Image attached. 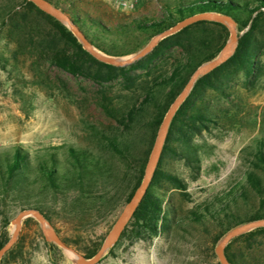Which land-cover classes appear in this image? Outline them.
<instances>
[{
	"label": "trees",
	"instance_id": "1",
	"mask_svg": "<svg viewBox=\"0 0 264 264\" xmlns=\"http://www.w3.org/2000/svg\"><path fill=\"white\" fill-rule=\"evenodd\" d=\"M47 1L67 13L93 47L113 57L136 53L158 33L197 14L230 17L238 35L250 24L239 37L233 54L198 78L176 111L149 186L120 237L104 256L114 257L117 249L126 251L139 242L151 244L157 237L169 238L173 209L167 205V193L175 190L186 201L190 196L187 181L168 167L178 163L196 180L202 157L214 150L206 136H216L214 132L240 124L243 107L238 103L237 90L254 91L264 78V0H159L163 11L160 19L136 20L115 29L89 14L62 8L57 0ZM228 37L224 24L198 21L160 40L136 62L116 67L92 57L65 25L32 2L0 0L3 71L18 72L27 64L34 83L46 87L43 68L54 67L96 83L118 81L124 93L123 100L103 95L100 106L117 127L109 134L93 131L97 151L68 145L62 147L60 158L55 148L32 155L16 145L0 152V248L8 241L6 229L15 210L36 209L57 234L55 217L78 233H86L127 204L142 181L169 106L196 68L219 54ZM262 133L243 149L245 170L241 180L212 201L189 211L194 223L212 226L210 233L203 227L210 234L209 247L200 255L205 257L191 264H220L214 248L221 238L237 226L264 220ZM29 221L33 219L24 220ZM60 238L72 246L70 240ZM77 238L74 249L86 259L95 255L104 240L103 236L97 240ZM263 240L264 227L256 228L233 238L224 254L230 264H264ZM43 243L49 261L56 264L61 249L44 239ZM19 256L21 245L17 240L0 264Z\"/></svg>",
	"mask_w": 264,
	"mask_h": 264
},
{
	"label": "rangeland",
	"instance_id": "2",
	"mask_svg": "<svg viewBox=\"0 0 264 264\" xmlns=\"http://www.w3.org/2000/svg\"><path fill=\"white\" fill-rule=\"evenodd\" d=\"M57 1L62 8L99 18L114 29L136 20H158L163 16L159 0H141L133 11L116 8L113 0ZM161 1L172 3L174 0ZM43 78L47 86L36 85L27 64L21 66L18 72L7 73L0 68V152L16 145L32 155L55 148L60 158L63 157L62 147L68 145L97 151L98 142L93 131L109 134L117 127L104 114L100 104L105 94L123 100L124 93L119 82L96 83L84 77H73L54 67L43 68ZM237 94L240 97L238 103L243 107V120L232 129L214 132L216 136H206L214 150L211 155L202 157L197 179L192 180L188 170L178 163L168 167L187 181L186 192L190 196V200L186 201L175 190L167 193V205L173 209L169 238L157 237L151 244L137 243L126 251L117 249L116 256L104 254L96 264H191L205 257L200 255L209 247L207 239L212 226L194 223L189 211L212 201L241 180L245 170L243 149L251 146L255 137L262 132L264 134V78L256 90L247 92L240 89ZM125 205L86 233H78L58 217L54 218V228L60 237L70 240L72 248L77 237L105 238ZM20 210L13 211L12 219ZM12 228L10 221L6 229L8 237ZM40 233L36 220H23L17 239L21 245V256L15 260L7 259L2 264H53L49 261L44 237L42 239ZM56 260V264H75L62 250L56 255Z\"/></svg>",
	"mask_w": 264,
	"mask_h": 264
},
{
	"label": "water",
	"instance_id": "3",
	"mask_svg": "<svg viewBox=\"0 0 264 264\" xmlns=\"http://www.w3.org/2000/svg\"><path fill=\"white\" fill-rule=\"evenodd\" d=\"M28 1L32 2L43 12L52 16L60 23L65 25L69 29V31L73 34V36L78 40V42L82 45L83 49L87 51L92 57H94L96 60L100 62L116 67H124L136 62L137 60L143 58L148 53H150L160 40L198 21H215L222 23L226 26L229 32V37L225 45L222 47L221 51L219 52V54L214 59L205 62L196 68V70L192 73V75L190 76L189 80L187 81L183 89L180 91L178 96L173 100V102L169 106L157 131V135L154 144L152 146L149 158L147 160V164L144 170V175L139 187L135 190L130 201L124 206V208L116 218L112 228L107 233L100 248L92 258L86 259L83 255L78 253L74 248L67 246L61 240V238L53 229V227L50 225V223L43 217V215L39 211L33 208L21 209L16 214V216L11 220V224L13 228L11 230L10 237L8 241L0 248V260H1L4 254L7 251H9L11 247L16 243L23 220L27 218H33L38 222L41 233L45 241L52 243L56 245L58 248H60L69 258L75 261V264H96L102 258V256L106 254V252L118 240L124 227L131 219L134 211L136 210L142 197L144 196L151 181V178L153 176V173L155 171V168L157 166L164 145V141L167 135V131L169 128V124L173 116L175 115L176 111L190 93L196 80L201 76L209 73L217 66L224 63L233 54L237 46L239 37L249 28L250 24H248L246 29L238 35L236 24L230 17L219 14H213V13L197 14L187 17L177 22L172 27L158 33L157 35L152 37L150 41L141 50L137 51L136 53L126 57H113V56L105 55L100 51H98L95 47H93V45L86 39V37L81 33L78 27L73 23L70 16L61 9L53 6L47 0H28ZM260 227H264V220H257V221L245 223L228 231L214 248V252L218 262L220 264H230L224 254V248L226 247V245L233 238Z\"/></svg>",
	"mask_w": 264,
	"mask_h": 264
},
{
	"label": "built area",
	"instance_id": "4",
	"mask_svg": "<svg viewBox=\"0 0 264 264\" xmlns=\"http://www.w3.org/2000/svg\"><path fill=\"white\" fill-rule=\"evenodd\" d=\"M113 2L118 9L133 11L139 6L141 0H113Z\"/></svg>",
	"mask_w": 264,
	"mask_h": 264
},
{
	"label": "crops",
	"instance_id": "5",
	"mask_svg": "<svg viewBox=\"0 0 264 264\" xmlns=\"http://www.w3.org/2000/svg\"><path fill=\"white\" fill-rule=\"evenodd\" d=\"M139 243H141V242H139Z\"/></svg>",
	"mask_w": 264,
	"mask_h": 264
}]
</instances>
